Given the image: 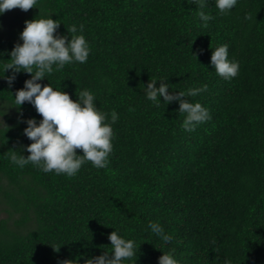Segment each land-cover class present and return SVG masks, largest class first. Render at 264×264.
<instances>
[{
	"label": "trees",
	"instance_id": "trees-1",
	"mask_svg": "<svg viewBox=\"0 0 264 264\" xmlns=\"http://www.w3.org/2000/svg\"><path fill=\"white\" fill-rule=\"evenodd\" d=\"M198 10L199 0H36L0 14V64L26 19L51 12L69 39L67 26L83 24L86 62L54 69L41 85L73 99L87 88L118 113L107 166L85 161L73 176L11 161L13 151L28 155L26 119L41 118L30 102L0 116V264H83L110 251L114 228L140 244L135 264H158L169 247L182 264H264V0H237L226 14L205 0L206 27ZM222 43L239 61L228 80L209 62ZM10 72L0 76V104L31 75L21 70L9 84ZM161 77L169 91L206 84L186 98L210 119L185 131L177 100H147L144 85ZM149 220L173 239L162 244Z\"/></svg>",
	"mask_w": 264,
	"mask_h": 264
},
{
	"label": "clouds",
	"instance_id": "clouds-1",
	"mask_svg": "<svg viewBox=\"0 0 264 264\" xmlns=\"http://www.w3.org/2000/svg\"><path fill=\"white\" fill-rule=\"evenodd\" d=\"M214 3L217 14H226L237 0H214ZM35 5L36 0H0V14L13 7L28 10ZM204 7L205 0H199L196 14L202 27H206L207 22L212 19L211 14L203 10ZM50 13L38 14L24 21L25 26L19 33L22 42H16L9 52L10 58L0 64V73H3L0 76L6 70H11L5 77L9 84L21 70L31 74L24 80L23 87L12 94L10 104H0V116H3L8 106L30 102L41 118L39 121L35 117L26 119L23 133L31 140L25 146L28 155L18 156L13 151L11 161L19 167L31 162L43 172L53 171L73 176L85 161H90L96 168L107 166L114 137L112 124L118 119V113L115 110L105 112L98 107L94 92L87 88L77 91V98L73 99L61 86L57 87L50 82L41 85V78H48L47 74L53 73L54 69H61L65 64L73 62H86L91 50L89 41L83 34V24L67 26L68 32L72 34L69 39L57 32L60 19H53ZM211 48L209 62L216 74L225 80L236 76L239 61L229 58L228 45L222 43ZM157 80L160 81L158 85ZM206 87V84H201L187 90L169 91V84L161 77L149 79L144 85V93L146 99L156 105L161 102L160 97H163L165 104L177 100L178 112L184 114L180 127L185 131H192L199 123L210 119V113L199 100L192 101L186 97H195ZM77 149L81 152H77ZM148 228L162 244L166 245L173 239L172 234L166 232L158 221L149 220ZM108 239L110 251L90 256L83 260V264H125V261L135 264L130 258L137 255L140 244L137 245L132 238L121 234L119 228L108 233ZM160 249L162 253L157 258L158 264H182L175 255L174 248L169 247L166 251ZM59 264H80V260L63 259ZM224 264L229 262L225 260Z\"/></svg>",
	"mask_w": 264,
	"mask_h": 264
}]
</instances>
